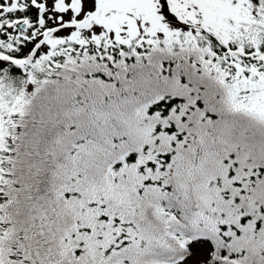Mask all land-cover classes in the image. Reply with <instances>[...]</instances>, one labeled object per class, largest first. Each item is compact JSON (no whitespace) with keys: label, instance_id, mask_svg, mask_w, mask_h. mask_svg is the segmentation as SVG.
<instances>
[{"label":"snow or ice","instance_id":"snow-or-ice-1","mask_svg":"<svg viewBox=\"0 0 264 264\" xmlns=\"http://www.w3.org/2000/svg\"><path fill=\"white\" fill-rule=\"evenodd\" d=\"M0 264H264V0H0Z\"/></svg>","mask_w":264,"mask_h":264},{"label":"rangeland","instance_id":"rangeland-1","mask_svg":"<svg viewBox=\"0 0 264 264\" xmlns=\"http://www.w3.org/2000/svg\"><path fill=\"white\" fill-rule=\"evenodd\" d=\"M236 10H229L226 8V6H220V15H232Z\"/></svg>","mask_w":264,"mask_h":264}]
</instances>
